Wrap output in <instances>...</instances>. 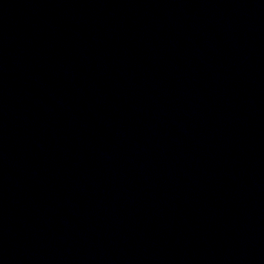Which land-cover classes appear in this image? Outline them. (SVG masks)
<instances>
[{"label":"water","instance_id":"1","mask_svg":"<svg viewBox=\"0 0 264 264\" xmlns=\"http://www.w3.org/2000/svg\"><path fill=\"white\" fill-rule=\"evenodd\" d=\"M0 264H264V0H0Z\"/></svg>","mask_w":264,"mask_h":264}]
</instances>
